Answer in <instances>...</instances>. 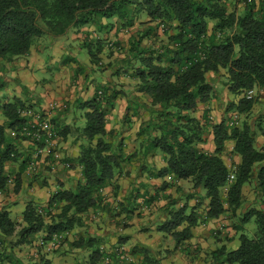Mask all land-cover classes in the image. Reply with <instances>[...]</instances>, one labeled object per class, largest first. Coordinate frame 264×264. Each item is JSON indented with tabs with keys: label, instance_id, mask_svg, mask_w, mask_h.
<instances>
[{
	"label": "trees",
	"instance_id": "obj_1",
	"mask_svg": "<svg viewBox=\"0 0 264 264\" xmlns=\"http://www.w3.org/2000/svg\"><path fill=\"white\" fill-rule=\"evenodd\" d=\"M228 1L0 0V64L3 65L28 57L43 36L57 39L72 33L84 36L80 49L88 52L92 68H98L106 47L117 45L109 42L112 30L119 26L132 27L139 15L145 14L150 23H156L165 32L172 30L171 47L160 52L142 48L143 41L150 37L154 28L142 29L130 41L131 56L115 70V75L123 72L134 80L136 94L147 100L142 104L132 99L127 106L128 110L133 109L135 116L144 115L143 110L148 113L137 133L138 148L127 154L126 142L113 139L117 134L107 128V114L122 92L114 87L111 91L110 86H99L90 100L79 103L85 124L78 126L80 134L75 140L81 142L78 157H65L57 148L62 156L58 166L80 169L78 183L73 188L60 184L43 212L30 204L23 212L20 225L11 219L10 212L0 211V235L4 238L0 244L15 236L17 241L12 249L31 246L36 236L44 231V240H49L53 235L85 228L84 216L91 211L112 213L110 205L105 203L104 192L108 187L119 189L117 181L129 175L126 166L130 163H135L138 172H149V177L165 179L171 176L190 181L194 190H204V198L209 200L206 217L197 211L201 203L188 204L195 197L191 193L183 207L176 209V202L172 204L170 220L159 229L169 234L177 245L190 240L192 228L210 219L230 214L234 220L244 204L245 185L255 182L264 200V146L259 150L255 148L251 128L247 124L229 126L226 121L212 125L208 111L204 113L205 122L195 116L200 105H209L217 94L209 74L219 77L225 72L229 93L240 97L229 107L234 112L250 113L257 99L255 96L248 98V92L264 89V0H232L233 4L243 3L241 13L236 7L230 10ZM211 23L213 27L210 28ZM71 62L79 65L80 71H77H86L78 55H69L64 60V63ZM30 108L20 99L0 105V120L4 121L0 122V191L7 189L8 180L13 177L17 187L21 184V173L13 175L14 169L7 166L18 162L23 169L34 160L39 144L36 146L22 133L27 120L21 113ZM60 121V118L52 120L55 131L68 141L71 125ZM210 134L214 135L213 153L200 148L207 143ZM23 142L32 145L29 155L25 148L19 149ZM228 142H234L233 153L241 157L240 163L230 168L223 160ZM41 147H44L43 142ZM157 154L162 156L164 164L159 170L153 169L156 164L149 161ZM231 175L235 176L233 182H230ZM169 187L165 184L164 189ZM148 198L146 203L150 206L156 198L149 195ZM55 209L60 212L53 214ZM253 218L257 233L250 238L241 232ZM239 222L232 228L237 234L241 233L240 247L237 250L227 246L217 248L209 256L208 264H264V208L246 211ZM19 226L22 228L17 231ZM98 241L80 237L72 244L92 249L91 264H101L106 254ZM119 243L126 244L124 239ZM140 249L139 253L138 249L134 250L138 259L123 264H163L150 250ZM0 264L25 263L13 253L0 250ZM37 264L54 262L46 256ZM111 264L114 263L111 261Z\"/></svg>",
	"mask_w": 264,
	"mask_h": 264
},
{
	"label": "rangeland",
	"instance_id": "obj_2",
	"mask_svg": "<svg viewBox=\"0 0 264 264\" xmlns=\"http://www.w3.org/2000/svg\"><path fill=\"white\" fill-rule=\"evenodd\" d=\"M231 1L232 0L228 1L230 10L236 7V11L241 13L244 8L243 3L240 2L233 4V1ZM149 27L154 29L150 37L143 41L142 48L145 47L147 50L150 48L155 51L164 52L168 47H171L169 36L171 34L170 31L172 30H167L165 32L163 28L157 27L156 23H150L149 18L145 14H142L139 15V17L135 20V24L132 27L126 28L119 26L112 30L111 34L109 35V42L117 43V45L114 44V48L106 47V51L102 55L101 65L98 68H90V66L85 65L86 71L84 73L79 72L80 69L77 63L71 62L68 63V66L65 65L66 63H64V60L69 55L75 57V54L80 51L81 41L84 39L82 34L76 35L68 33L67 36L57 39L51 38L50 36H43V38H41L42 43L37 41L38 43L36 42V48L34 47L33 50L31 49L34 54V60H38L35 62L40 65L43 71H37V69L35 70V67L33 68L31 65H29L27 63V61H29L28 57H22L16 62L7 64L5 63L4 65L0 64V70L2 71L0 72V105H3L8 101L13 103L15 102L14 98L19 96L35 111L43 109L51 116L52 120L60 118V122L63 124H68L69 126L71 125L70 135L68 137V141L70 143L69 150H76V154H78L80 152L81 144V142L75 141L78 139L80 134V132H78V126L81 124L83 127L85 124V119H83V112L80 110L79 103L90 100L95 95L99 86H110L111 91L113 90L112 87H114V89L119 93L122 92L123 96L120 94L121 98L117 99L114 108L110 109L108 112L107 118L109 124L107 128L109 130L113 129L115 135L117 134L115 137H113V139L118 141L120 139L124 140L126 143L131 145V149L134 147L132 145L138 147V142L136 141L137 133L144 121V117H148V113L143 110L144 115L135 116L133 109L128 110L127 107H124L126 104L128 105L129 100L131 101L132 99L142 104H144L147 100L143 96L136 94L134 80H132L128 75H125L123 72H121V75H115V70L124 65V61H126V59L131 56L130 41L133 39V37L138 32L142 31V29H148ZM211 27H213V23H211L210 28ZM51 42H53V44ZM43 47L44 49L42 50ZM78 56L80 57V60L84 62V64H89L90 58L87 51H80ZM44 60L46 62H44ZM19 65L22 67V71L27 70V72L24 74H26L28 79L24 80V82L22 79H19L14 75V73L20 68ZM45 66H47V69H45ZM224 74L225 72L223 71L222 76L219 77L214 74L208 75V78L213 85L216 84L217 86L219 85L221 87L220 91L222 92L223 96L225 95L227 89V79ZM29 85H33V88L29 89ZM13 89L15 92H13ZM19 93H23V95L20 96L18 95ZM219 96L220 95L218 93V97ZM253 96H255L258 101L261 100V98H264V93H262L260 89H255ZM219 101L221 100L217 99L215 96L211 100L210 104L206 105V107H210V105H217L219 107L221 106L219 105ZM132 103L133 106L134 102ZM261 103L262 107H264V103ZM226 104H229V101L223 102L224 106H227ZM200 108H203V105H200L199 110ZM234 114H236V112H231V116L228 117V124H230L229 126L232 125L231 123ZM211 122L214 121L211 120ZM238 122L241 124L242 120L238 119ZM64 141L65 140L63 136L57 132V144L61 152L64 150V147L61 146L62 142ZM256 145L257 143H255V148ZM48 153L49 152H46L45 154L47 155ZM46 155L42 156V158H45ZM17 164L18 162H16V165ZM43 164L44 162L40 164L41 168ZM12 165L13 168L16 169L14 163L11 164L10 167L7 166L8 169H12ZM132 166L133 163H130L126 166V171H128V174H130V171H132L128 170V168L130 169ZM13 171L14 172L12 174L15 175V170ZM50 171L52 170L50 169ZM63 171L66 173H59L58 176H56V174L52 175L53 180L55 181L54 185H63V181H67L66 179L68 178L66 174H69L71 176L70 180H72L71 184L73 187H75L81 178L80 169L64 168ZM35 173H39V169H37ZM128 185L129 184L127 182V186ZM255 185V182L247 184L245 191L246 201H250L255 190ZM17 188V182L14 180V177L9 179L7 189L0 193V211L5 210L6 207H3V204L5 205L6 200L12 199L11 194L15 193L16 190L14 191V189ZM202 191L204 192V190ZM113 193V187H108V189L104 192V196L106 198L105 203L108 200V196L110 194L114 195ZM117 201L118 200L116 198L115 203ZM107 203L109 205H113L111 201H108ZM150 206L154 207L152 211H150V209H146L150 208L146 207V205L139 209L140 213L138 215V220L140 223H142V228H146L148 232L151 230L154 232L155 230H158V227L149 226V221H151V218L154 216L160 206L157 207V204ZM114 207H110L112 209V213H108V210L103 212L91 211L88 215L84 216L86 219L85 228H78L70 233H64L60 235V237L58 235L55 237V239L52 237L49 240H44L46 236L44 231L36 236L35 241L31 246L23 245L12 249V246L17 241V237L14 236L3 241V243L0 244V250L13 253L18 257L20 256V259L23 260L25 264H37L41 257L46 256H49L50 258H56V264H91L92 249H81L75 247L72 244L80 237L83 239H88L91 237L100 240L98 241L99 245L106 254V257L102 260L103 263L101 264H111V262H108V259L111 257V261L114 264H123L124 262L133 261L131 258L125 259L119 256H114L121 251L123 255H131L130 250L132 248L130 247L128 248L129 250H127L119 243V240L123 239L124 237L123 232L120 231V226L124 225L123 221L125 218H122L121 215L118 214V209ZM46 208H48V206L39 207L42 212L45 211ZM52 212L53 214H57L60 212V210L55 209ZM20 216L21 214L18 212L15 221L20 220ZM230 216L231 215L229 214L227 216L228 220H224V225L219 224L212 227L210 236L204 234V232L202 233L201 231L199 236V240L201 241L199 243H193L192 241L183 243L182 245H186L188 247L189 254L185 253V255L184 253L179 252L181 253L179 254L180 257L174 258V253L178 249L177 245H175V250H166L165 255H162V253H155V255L160 257L162 263L164 262L163 264H165L166 260L168 262L169 259H175V262H178L177 264H187V261L191 262V264H208L211 253L219 248L224 242H227V244L224 246L230 245V250H237L241 245V241L239 239L241 233L246 234L250 238L254 237L257 233V225L254 218L250 220L245 224L244 231L239 233L235 238L236 242L231 244L232 240L229 235L234 232L232 225H239L240 222L234 220L230 221ZM50 220L51 219L48 218V221ZM108 222L109 225H106ZM17 223L20 225L21 222ZM201 227L203 229L207 228L205 225H202ZM21 228L22 226H19L17 231H19ZM111 231L112 233H110ZM3 239L4 238H2L0 235V242H2ZM137 249L138 251L136 252L139 253L141 249ZM138 253H134L133 258L135 260L138 259Z\"/></svg>",
	"mask_w": 264,
	"mask_h": 264
},
{
	"label": "crops",
	"instance_id": "obj_3",
	"mask_svg": "<svg viewBox=\"0 0 264 264\" xmlns=\"http://www.w3.org/2000/svg\"><path fill=\"white\" fill-rule=\"evenodd\" d=\"M43 49L44 47L42 48V50ZM80 51L82 50L80 49ZM79 52L75 54V57L79 54ZM28 58H29V61H27V63L29 65H31L33 68L35 67V70L37 69V71L39 70L43 71L40 65L36 63L38 60L37 59L34 60L35 58H34L33 51L28 56ZM44 62L46 61L44 60ZM65 65L68 66V63H66ZM84 65H88L90 66V68H92V66L90 65V62L89 64H84ZM21 68L22 67H20L18 71L14 73V75L17 76L19 79H22L24 82V80L28 79L26 77V74H24L25 72H27V70L22 71ZM45 69H47V66H45ZM214 87L216 88V91H217L216 98L221 100L219 101V105L221 106L218 107L217 105H210V107L208 106L206 107L203 105V108H200L199 112L196 113L195 116L198 119L203 120V122H205L203 118L204 113L208 111L209 119L214 121L212 122V125L220 124L222 121H226L228 124V117L231 116V112H234L230 110L229 107L232 103L237 102L240 97L230 94L228 91V88L226 89V92L224 91L225 95L223 96L222 92L220 91L221 87L219 85L217 86L216 84L214 85ZM32 88H33V85L32 86L29 85V89H32ZM14 89H13V92H15ZM17 92H20V91H17ZM261 92L264 93V89H262ZM218 93L220 95L219 97H218ZM254 93H255V90H253V94ZM18 95L22 96L23 93L22 94L19 93ZM14 99L22 100L19 96H17ZM222 100L223 102L229 101V104H226L227 106H224ZM261 102L264 103V98H261V100L256 101V103L253 106L254 107L253 110L248 114H245V113L242 114L236 111V114L239 115V119L242 120L241 124L238 122L237 125L242 126L244 124H247L251 128L252 134L255 139V143H257L256 149L258 150L264 146V107H262ZM127 106L128 105L126 104L124 108H126ZM236 114H234V116ZM0 122L4 123L2 119L0 120ZM69 144H70L69 141L62 142L61 146L64 147V150L62 152L63 155L65 157L67 156L73 157V158L78 157L79 153L76 154L77 152L76 150L75 151L69 150ZM126 145H127L126 146L127 154H132V152L138 148L135 145H132L134 147H132L131 149V145H129V143H126ZM24 148L27 154L32 152V145L29 142H23L22 145L21 144L19 145V149H24ZM200 148H202L208 153H213L215 150L214 135L210 134V136H208L207 143L204 145H201ZM233 149H234V142H228L226 144V149L223 155V160L225 161L226 165L229 168L237 166L238 163H240L241 161V157L239 155H235L233 153ZM149 161L154 162L156 164V167L153 168L155 170H159L164 166L162 156L159 154H157L156 158L154 159L150 158ZM42 162H44V164L42 168L39 166V173H34V174L28 171V166L27 168L24 166L25 168L22 169V166L20 163H18L17 165L14 164L16 169L13 168V165L11 167L12 169L15 170V174L21 173L20 175L21 184L18 186L17 189H14V191L15 190L16 191L15 193L11 194L12 199L6 200L5 205L3 204V207H6L5 210L10 212L11 219H13L14 221L17 218L18 212L21 214L20 216L21 218L17 222H20L22 220L23 212L26 210V208L30 204L36 205L38 207L48 206L52 195L54 194V192L58 190V188H60L59 186L54 185L55 181L53 180L52 175L56 174V176H58L59 173H66L65 171H63L64 168L62 169V167L58 166V164L53 165V163L50 160V156L49 158L45 157V158L38 160V164H42ZM262 165H264V163H262ZM259 166L260 165L258 164L256 165L255 168L258 169ZM136 168L137 167H135L133 164L132 171H130V174L128 176L119 177V180L117 181V184L119 185V189L114 190V193H113L114 195L110 194L107 200V202L111 201L113 203V205H110V207L116 206L114 208L118 209V214L121 215L122 218H125V220L123 221L124 225L120 226V231L123 232L124 234L123 239L125 240V243H126L123 245V248H126L127 250H129L128 248L130 247L132 248L130 250L131 255L125 254L124 256L131 258L132 260H135L133 258L134 250L137 248H146L150 250L153 254L162 253V255L166 254L165 252L166 250H175L174 246L177 244L175 241H173L171 236L169 234L159 231L160 227L170 220V212L173 209L172 204L176 202L174 206V208L176 209L183 207L185 203L187 202V196L192 193L195 197L190 199V201H188V204L195 206L201 203L202 205L199 206L197 211L199 214H203L206 217V211L208 210L207 206L209 203V200L204 198L205 192H203L202 190H199V191L194 190L193 183H191L190 181L177 180L171 176L165 179H156L153 177H149V172L147 171L138 172ZM50 169L52 171H50ZM66 175L68 177L66 179L67 181H63L65 188H73L71 184L72 180H70L71 176L69 174H66ZM127 182L129 184L128 186H127ZM165 184L170 185V187L164 189ZM246 186L247 185H245L243 188V198L245 200V203L241 207L234 221L239 222L242 215L246 213V211H249L252 208H258V209L264 208V202H263L264 200L262 199L259 189L257 188L256 185H255V190L252 194L250 201H246L245 199L246 198L245 197ZM1 192L2 190L0 191V193ZM147 192H149V194ZM226 192L227 190L224 191L225 194ZM116 193H118V195H116ZM148 195L156 198V200L151 205L157 204V207L160 206L157 209V212L151 218V221H149L150 223L149 226L158 227V230H155L154 232H152V230L148 232L146 228H142L143 225L138 220L140 208H143L144 205H146V207H150V208H146V209H150V211H152L154 208L153 206H148L146 203V199L150 198V197L148 198ZM129 197H132L133 199L130 200L131 198ZM116 198L118 201L115 203ZM120 203H125L126 204L125 207H123V205H121ZM125 208H127V210H124ZM228 215L229 214H225L221 216L219 219H210L205 224H200L192 228V238L190 240H186L185 242L192 241L193 243H196V242L199 243L201 241L199 240L201 231L202 233L204 232V234H207L208 236H210L211 235L210 231L212 227L219 225V224L224 225V222H225L224 220H228V217H227ZM230 221H233L231 219V216H230ZM106 225H109V222ZM202 225L207 226V228L203 229L201 227ZM110 233H112V231ZM230 235L229 237L232 240L231 244H233L236 242L235 238L237 237L238 234L234 231ZM182 244L177 245L178 249L174 253V258H177V257L179 258L180 257L179 254L181 253L189 254L188 247ZM225 244H227V242H224L220 247L224 246ZM227 247L230 249V245H228ZM117 255L119 256V253ZM48 258L51 259L54 262V264H56L55 262L56 258H53V257L50 258L49 256ZM188 262L189 261H187V264L189 263L191 264V262L189 263ZM166 263L167 264H177L178 262H175V259L173 260L169 259L168 262L167 260L165 261V264Z\"/></svg>",
	"mask_w": 264,
	"mask_h": 264
},
{
	"label": "built area",
	"instance_id": "obj_4",
	"mask_svg": "<svg viewBox=\"0 0 264 264\" xmlns=\"http://www.w3.org/2000/svg\"><path fill=\"white\" fill-rule=\"evenodd\" d=\"M253 96V91L248 92V98ZM27 120V124L23 128V135L28 137L32 142L37 144L44 143V147L39 148V145L36 147V151L34 152V160L28 166V171L30 173H35L37 169H39L40 164H38V160L45 155L46 152H49L46 157H50L51 162L54 164H60L61 153L58 152V144H57V132L55 131L54 125L52 123L51 116L40 109L39 111H35L33 108L28 109L27 111H23L21 113ZM239 115L236 114L233 117L232 125H236L238 123ZM38 159V160H37ZM69 167V165L67 166ZM235 180V176L231 175L230 182ZM58 235H53V239ZM60 237V235H59ZM54 243V242H53ZM119 257L127 258L123 255L122 251L119 253ZM110 263V258L108 259Z\"/></svg>",
	"mask_w": 264,
	"mask_h": 264
}]
</instances>
